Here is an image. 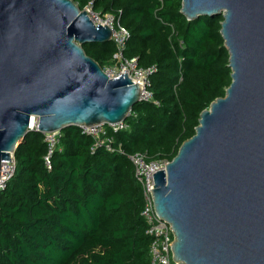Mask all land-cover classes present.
Here are the masks:
<instances>
[{
    "label": "water",
    "instance_id": "1",
    "mask_svg": "<svg viewBox=\"0 0 264 264\" xmlns=\"http://www.w3.org/2000/svg\"><path fill=\"white\" fill-rule=\"evenodd\" d=\"M181 13L222 16L232 83L154 175L155 210L176 264H264V0H182ZM112 34L74 0H0V161L35 123L51 133L129 118L142 87L83 47Z\"/></svg>",
    "mask_w": 264,
    "mask_h": 264
},
{
    "label": "trees",
    "instance_id": "2",
    "mask_svg": "<svg viewBox=\"0 0 264 264\" xmlns=\"http://www.w3.org/2000/svg\"><path fill=\"white\" fill-rule=\"evenodd\" d=\"M130 33L124 56L155 67L149 91L113 132V152L96 148L77 126L62 131L53 155L44 134L30 131L17 147L16 174L0 193V264H150L153 237L141 216L143 192L129 156L171 162L196 134L201 113L232 83L222 16L189 21L182 0H74ZM87 55L115 65V43H89Z\"/></svg>",
    "mask_w": 264,
    "mask_h": 264
},
{
    "label": "built area",
    "instance_id": "3",
    "mask_svg": "<svg viewBox=\"0 0 264 264\" xmlns=\"http://www.w3.org/2000/svg\"><path fill=\"white\" fill-rule=\"evenodd\" d=\"M84 10L88 12L89 18L95 25L108 26L113 32L112 40L116 46L113 60L116 63L114 66L104 69L107 75L110 78H117L126 73L135 84H139L142 87L141 101L159 105V102L154 100L153 95L149 91L150 77L157 71L156 68H140L136 58L127 59L124 56L127 41L130 38L129 31L121 26L114 16L106 15L102 17L96 14L90 5ZM80 128L83 130V134L91 136L95 140L93 151L96 148L104 147L108 152H113V138L109 136L108 128L113 132H119L128 129L129 125L124 121L114 125L100 124L94 127ZM31 130L38 131L36 123L31 127ZM43 134L48 145V152L44 157V162L46 168L51 170L53 155L60 143L62 132L55 131ZM129 159L134 167L135 178L140 183L143 192L144 206L141 216L147 224V234L153 237L149 251L150 264H176L172 251L173 229L170 224L157 214L153 198L154 175L159 171H165L170 162L165 159L148 160L147 154L144 153L131 155ZM16 170L17 162L14 154L11 155L10 161H0V193L6 190L15 176Z\"/></svg>",
    "mask_w": 264,
    "mask_h": 264
},
{
    "label": "bare ground",
    "instance_id": "4",
    "mask_svg": "<svg viewBox=\"0 0 264 264\" xmlns=\"http://www.w3.org/2000/svg\"><path fill=\"white\" fill-rule=\"evenodd\" d=\"M34 122V121H33Z\"/></svg>",
    "mask_w": 264,
    "mask_h": 264
}]
</instances>
